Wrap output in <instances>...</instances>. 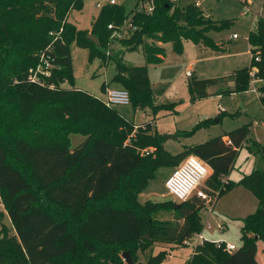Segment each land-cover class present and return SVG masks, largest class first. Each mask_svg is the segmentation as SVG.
<instances>
[{
  "label": "trees",
  "instance_id": "obj_1",
  "mask_svg": "<svg viewBox=\"0 0 264 264\" xmlns=\"http://www.w3.org/2000/svg\"><path fill=\"white\" fill-rule=\"evenodd\" d=\"M180 1L153 0L152 14L135 8L127 15L123 6L107 5L92 30L82 31L69 22V16L71 11L82 9L83 0H0V197L14 232L9 239H0V264H53L66 257H84L81 264H110L106 256L95 262L89 259L99 245L128 248L135 264L144 263L134 257L133 249L145 254L159 245L162 250L145 264H165L169 248L186 246L201 232L200 213L207 204L196 196L179 208L173 201L141 204L139 197L158 169L194 156L212 170L206 182L211 196L219 193L220 199L234 188L223 179L234 169L240 150L249 141V127L172 156L164 149L165 139L153 133L152 121L136 126L102 99L75 88L73 43L89 49L91 61L97 57L105 64L114 61L115 80L129 92L135 110H145L152 98L149 70L126 64V52L142 47L149 64H160L166 57L164 50L149 45L147 39L172 43L179 54L184 40L218 49L209 37L212 30L220 28L218 22L206 17L195 4L181 7ZM129 19L137 30L118 40L126 43L124 51L109 55V46L116 41L109 25L120 27ZM89 34L98 42L90 40ZM248 39L250 67L228 77L193 78L189 83L192 104L249 91L250 73L255 70L264 105L263 18H258ZM41 55L51 56L59 69H53L41 82H33L30 70L38 66ZM65 83L72 88H63ZM212 88L216 93L209 92ZM35 111L41 112L40 118L25 123L17 132V123L10 119L20 116L27 122ZM205 125L209 122L199 126ZM73 133L82 134L85 141L71 149ZM252 148L264 161V145L253 142ZM150 149H155L152 156L142 154ZM238 185L258 200L256 212L242 220V247L229 254L224 243L219 247L207 241L195 248L189 264H259L258 242H264V169L244 176ZM50 207L66 214L75 233L68 222L56 220ZM161 208L170 209L177 220L157 223L154 216ZM6 243L10 251L2 250ZM111 260L113 264L121 262L114 257Z\"/></svg>",
  "mask_w": 264,
  "mask_h": 264
},
{
  "label": "rangeland",
  "instance_id": "obj_2",
  "mask_svg": "<svg viewBox=\"0 0 264 264\" xmlns=\"http://www.w3.org/2000/svg\"><path fill=\"white\" fill-rule=\"evenodd\" d=\"M195 1L182 0L180 5L183 6ZM199 1L202 5L199 9L211 14V19L218 22L217 26L220 28L212 30L209 36L219 48L211 49L202 44L196 45L184 40L182 42L183 52L179 54L175 51L172 43L164 45L162 42L147 39L146 42L149 45L163 49L166 53L162 63L149 64L142 47L136 51L126 52L124 60L126 64L132 66L148 67L152 88L151 103L145 110H135L133 104L116 107V109L136 126L155 118L153 133L156 132L165 139L163 141L164 149L172 156L181 155L186 149L213 139L225 138L229 132L239 128H250L249 141L240 150L234 169L226 179H223L224 183L227 181L232 182L234 188L229 192H225L220 199H218L219 193H217L214 200L210 204L206 203L207 206L200 213L203 225L200 233L203 234L206 241L232 243L238 249L243 244L241 240L242 220L254 214L258 207V200L255 195L238 184L244 176L255 170L264 169L262 157L252 151L253 142L264 145V127L257 126L259 122H264V105L253 88L257 84L253 82L250 84V90L245 93H235L221 97L212 96L192 104L189 83L195 77L198 79L221 77L235 73L239 69L250 67L252 56L250 55L248 37L250 32L254 30V24L257 20L254 11L260 10L259 7L261 3H264V0H247L249 6L241 0ZM99 3L103 7L108 5L106 0H83L82 9L71 11L69 22L77 26L79 30L91 31L92 24L103 9L96 7ZM120 5L126 9L127 15L133 12L135 8L137 10L142 9L141 5L138 7V0H121ZM233 35L239 36V39L233 41ZM94 37L97 39L96 36ZM126 48V43L112 41L108 54L112 56L117 52L124 51ZM71 55L75 88L88 92L102 100L105 98L104 85L107 86L106 88L111 89L123 88L115 80L117 70L114 61L105 64L98 57L91 61L89 49L80 47L76 43L71 45ZM189 72L194 76L191 77L188 74ZM63 88L70 89L72 86L65 83ZM231 88H234V86H231ZM211 93H216V89L213 88ZM40 115V111H35L30 121L25 122L20 116L17 119L10 120L17 123L16 131L19 132L25 123L29 125L37 121ZM206 121L209 122V125L199 126ZM58 124L55 123L54 125L58 126ZM166 137L172 139H166ZM84 141L85 137L82 134H71V149L79 146ZM154 153L155 149H150L146 151L145 155L152 156ZM183 161L184 159L172 167L159 168L147 189L140 195L139 201L142 204L149 201L159 203L176 202L166 191L165 180L171 173H169V170L172 171L180 166ZM50 211L57 221L65 220L70 224L66 214L61 209L50 207ZM154 219L159 224H172L177 220V217L170 209L161 208ZM0 220V239H9L14 232L4 205H0ZM207 224L211 225L210 229L205 226ZM221 226H224V230L220 228ZM72 231L75 233V228L72 227ZM197 236L198 233L194 235L191 246L169 248V254L171 259H174L175 264H185L191 258L193 246L199 244ZM115 247L109 249L99 245L96 255L89 259L95 262L106 256L109 263L113 264L111 259L114 257L116 262L121 261L120 264H126L122 255L128 251V248ZM2 250L10 251V245L6 243ZM161 250L162 248L159 245H155L147 250L144 256L149 259ZM133 255L139 263H146L140 251L133 249ZM83 261H85L84 257L74 259L66 257L55 261L53 264H81Z\"/></svg>",
  "mask_w": 264,
  "mask_h": 264
},
{
  "label": "built area",
  "instance_id": "obj_3",
  "mask_svg": "<svg viewBox=\"0 0 264 264\" xmlns=\"http://www.w3.org/2000/svg\"><path fill=\"white\" fill-rule=\"evenodd\" d=\"M242 2L247 3L246 0H241ZM108 5H120L121 0H106ZM172 2L176 3L178 0H172ZM142 10L144 9L148 14H152L154 11V3L153 0H150L145 3H140ZM196 7H200L201 3L197 1L195 3ZM97 8H103L102 4H97ZM109 29L113 30V38L118 40H124L129 38L131 33L137 30V27L133 25L131 20H127L123 26L116 27L114 25H109ZM238 36L234 35L233 39H237ZM53 60H51V56L41 55L40 62L35 69L30 70V78L33 82H41L44 78H48L52 75L53 69H59L57 65H54ZM256 61H260L259 57L256 58ZM192 76L191 72L189 73ZM252 82L257 84L256 71L253 70L250 73ZM256 93H259L257 85L253 86ZM105 105L109 108H116L122 106H128L131 104L130 94L124 89H111L107 88L105 92V98L103 99ZM257 126H263L264 122H259ZM147 150L143 151L142 154H145ZM211 176V168L207 166L200 159L190 156L186 158L183 163L174 168L167 179L165 180V189L170 196H172L176 203L182 204L187 202L191 197L196 196L202 201L210 204L215 196H211L206 187V182L208 178ZM209 202V203H208ZM0 205H3V201L0 197ZM208 229L211 228L210 225H205ZM224 230V226L220 227ZM199 244H204L207 242L202 233H199L198 236ZM192 240L186 242L187 246L192 245ZM224 243V250L232 254L236 251V247L233 244L221 242L216 243L219 247ZM197 245V246H198ZM197 246H193L195 249Z\"/></svg>",
  "mask_w": 264,
  "mask_h": 264
},
{
  "label": "crops",
  "instance_id": "obj_4",
  "mask_svg": "<svg viewBox=\"0 0 264 264\" xmlns=\"http://www.w3.org/2000/svg\"><path fill=\"white\" fill-rule=\"evenodd\" d=\"M182 1V0H181ZM181 1H180V3H181ZM197 1H199V0H196L194 3H187V4H185V5H183V6H181V7H186L188 4H195ZM247 1V0H246ZM139 2V1H138ZM200 3H201V1H199ZM247 4H248V2H247ZM202 6V5H201ZM200 6V7H201ZM248 6H249V4H248ZM97 7V6H96ZM138 7H140V3H138ZM199 7V8H200ZM98 9H100V8H98ZM260 9V10H259ZM259 11H254L255 12V15H256V17H257V20H258V18H263L264 19V3H261V5H260V7H259ZM141 10V9H140ZM204 12V11H203ZM205 13V12H204ZM263 15V16H262ZM205 16H206V13H205ZM206 17H210V18H212L211 17V14H209L208 13V16H206ZM257 20H256V22H257ZM256 22H255V24H254V28H255V25H256ZM234 36V35H233ZM210 37V36H209ZM237 39H239V36H238V38ZM237 39H233V37H232V40L233 41H235V40H237ZM165 45V44H164ZM250 45V44H249ZM165 47V46H164ZM219 48V47H218ZM252 48H251V46H250V55L252 56ZM166 54V53H165ZM165 59V58H164ZM164 61V60H163ZM239 70H241V69H239ZM238 71V70H237ZM236 71V72H237ZM235 72V73H236ZM190 73V72H189ZM188 73V74H189ZM227 73H230V72H227ZM234 73H232V74H226L225 76H221V77H228V76H230V75H233ZM194 75L192 74V76L191 77H193ZM221 77H215V78H221ZM196 78V77H195ZM198 79V78H197ZM206 79V78H205ZM231 86H233L232 84H230V87ZM213 89V88H212ZM212 89H210L209 90V92L211 93V90ZM214 89H216V88H214ZM216 91H217V89H216ZM214 94V93H213ZM259 95V94H258ZM260 96V95H259ZM126 118V117H125ZM127 119V118H126ZM210 119V118H209ZM154 120V121H153ZM152 121V126H154L153 128H155V124H154V122H155V118H153L152 120H149L148 122H151ZM146 123V122H145ZM171 139V138H170ZM225 139H226V137H225ZM187 150V149H186ZM171 172V170H169V173ZM211 174H212V170H211ZM141 203V202H140ZM175 203V202H174ZM142 204V203H141ZM207 225H210V224H207ZM244 225V224H243ZM211 226V225H210ZM210 229V228H209ZM205 238V237H204ZM206 240V239H205ZM230 244H232V243H230ZM234 245V244H233ZM235 246V245H234ZM239 249V248H238ZM237 248H236V250H238ZM194 248H193V253H192V255H191V257L193 256V254H194ZM142 257H143V259H145V260H147L146 258H145V256H144V254H142ZM169 259H171V256H170V254H169V256L167 257V260H166V262L165 263H169V264H175V261H174V259L172 260L171 259V261H169L168 262V260ZM190 260V259H189ZM189 260L188 261H186V263L185 264H189ZM257 261H258V263L259 264H264V242H262V241H259L258 242V252H257Z\"/></svg>",
  "mask_w": 264,
  "mask_h": 264
},
{
  "label": "water",
  "instance_id": "obj_5",
  "mask_svg": "<svg viewBox=\"0 0 264 264\" xmlns=\"http://www.w3.org/2000/svg\"><path fill=\"white\" fill-rule=\"evenodd\" d=\"M206 16H208V13H206ZM89 39L92 40V41H94L95 43L98 42L97 39L94 36H91L90 35L89 36ZM170 138L171 137H166V139H170ZM175 204H176V208H179L181 206V204H178L176 202H175ZM256 238H258V237H256ZM122 257L125 260L126 264H135V262L133 261V259H132L131 254H130L129 251L123 253Z\"/></svg>",
  "mask_w": 264,
  "mask_h": 264
}]
</instances>
